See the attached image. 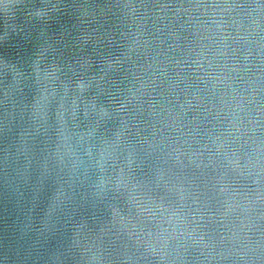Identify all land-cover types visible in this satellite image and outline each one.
Listing matches in <instances>:
<instances>
[{"label": "water", "instance_id": "water-1", "mask_svg": "<svg viewBox=\"0 0 264 264\" xmlns=\"http://www.w3.org/2000/svg\"><path fill=\"white\" fill-rule=\"evenodd\" d=\"M0 264H264V0H0Z\"/></svg>", "mask_w": 264, "mask_h": 264}]
</instances>
